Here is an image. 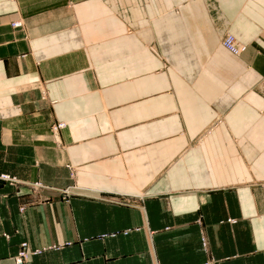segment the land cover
<instances>
[{
  "label": "crops",
  "instance_id": "0c3cea01",
  "mask_svg": "<svg viewBox=\"0 0 264 264\" xmlns=\"http://www.w3.org/2000/svg\"><path fill=\"white\" fill-rule=\"evenodd\" d=\"M2 174L0 264H264V0H0Z\"/></svg>",
  "mask_w": 264,
  "mask_h": 264
},
{
  "label": "built area",
  "instance_id": "2783aa9c",
  "mask_svg": "<svg viewBox=\"0 0 264 264\" xmlns=\"http://www.w3.org/2000/svg\"><path fill=\"white\" fill-rule=\"evenodd\" d=\"M14 26H20V23H14ZM223 44L224 46L229 49L230 51L234 53H240L244 52L247 49V45L243 44L242 42L240 43L239 40L232 34H227L225 38H223ZM244 45V46H243ZM5 179H11L8 176H4ZM230 221H235L230 219ZM30 248L27 242L22 243L20 251L18 255L16 256V262L17 264H25L28 256H29ZM37 251H34L36 253Z\"/></svg>",
  "mask_w": 264,
  "mask_h": 264
},
{
  "label": "rangeland",
  "instance_id": "374dc122",
  "mask_svg": "<svg viewBox=\"0 0 264 264\" xmlns=\"http://www.w3.org/2000/svg\"><path fill=\"white\" fill-rule=\"evenodd\" d=\"M15 27H21V26H15ZM228 34H232V35H234L233 33H228ZM227 36V34L224 36V37H222V39H221V41H223V38H225ZM235 36V35H234ZM238 40H239V38L237 37V36H235ZM240 42H241V40H239ZM245 44V43H244ZM246 45V44H245ZM247 47H248V45H247ZM247 50V49H246ZM245 50V51H246ZM55 124H57L58 126H59V128H60V121H58L57 123H55ZM54 124V125H55ZM54 125H52V128H53V126ZM65 126H66V123H65ZM69 169H70V171L72 172L73 171V169H72V166H70L69 165V167H68ZM4 176H8V177H10L11 179H5L4 178ZM0 179L1 180H3V181H8V182H10V184L12 185V186H18V185H20V183H21V181L19 180V179H17L15 176H10V175H6V174H2V175H0ZM27 185L30 187V188H32L33 190H37V189H39L40 187H44V185H42L40 182H33V183H27Z\"/></svg>",
  "mask_w": 264,
  "mask_h": 264
},
{
  "label": "bare ground",
  "instance_id": "6f19581e",
  "mask_svg": "<svg viewBox=\"0 0 264 264\" xmlns=\"http://www.w3.org/2000/svg\"><path fill=\"white\" fill-rule=\"evenodd\" d=\"M16 23H20V26H22L23 25V23L22 22H16ZM15 23V24H16ZM228 33H230V32H226L222 37H224L226 34H228ZM222 42V41H221ZM240 42V41H239ZM241 43V42H240ZM222 45L224 46V44H223V42H222ZM244 46V45H243ZM225 47V46H224ZM226 48V47H225ZM227 49V48H226ZM229 50V49H228ZM230 51V50H229ZM230 52H232V51H230ZM233 54H235V55H241L243 52H240V53H234V52H232ZM60 128H63V127H65V123L64 122H60ZM55 129H60L59 128V126L56 124L55 126Z\"/></svg>",
  "mask_w": 264,
  "mask_h": 264
}]
</instances>
